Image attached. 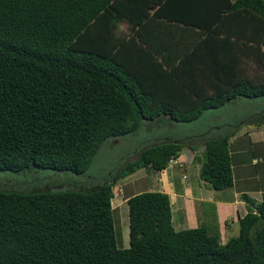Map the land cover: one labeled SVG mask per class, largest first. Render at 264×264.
I'll return each instance as SVG.
<instances>
[{
  "label": "trees",
  "instance_id": "obj_1",
  "mask_svg": "<svg viewBox=\"0 0 264 264\" xmlns=\"http://www.w3.org/2000/svg\"><path fill=\"white\" fill-rule=\"evenodd\" d=\"M261 96L264 0H0V264H264V199L243 193L238 233L221 242L209 224L176 229L168 193L136 192L125 247L111 204L121 178L162 170L193 139L200 176L230 186L239 125L175 128ZM158 124L171 134L92 182L105 142Z\"/></svg>",
  "mask_w": 264,
  "mask_h": 264
},
{
  "label": "crops",
  "instance_id": "obj_2",
  "mask_svg": "<svg viewBox=\"0 0 264 264\" xmlns=\"http://www.w3.org/2000/svg\"><path fill=\"white\" fill-rule=\"evenodd\" d=\"M206 128L209 127L199 132H204ZM214 129L222 131L223 127L216 125ZM241 129H237L229 138L233 182L228 187L213 188L200 176V166L205 159L201 140L193 143L191 141V145H184L173 164L169 163L158 171L147 170L154 173L152 177H145L146 172L142 170L146 169L139 168L122 178L125 181H119L115 185H123L127 180L132 182L142 177L147 178L150 188L168 193L171 219L176 229L209 224L211 228L219 230L220 241L225 242L231 235L233 236L235 230H239V225L238 229L234 230L236 220L238 222L248 210L247 202L241 195L246 193L256 202L264 199V157L257 145L264 141V124H250L246 130ZM210 131L212 132L211 129ZM114 187L112 208L122 209L123 212V205L128 196L124 197L121 193H117Z\"/></svg>",
  "mask_w": 264,
  "mask_h": 264
},
{
  "label": "rangeland",
  "instance_id": "obj_3",
  "mask_svg": "<svg viewBox=\"0 0 264 264\" xmlns=\"http://www.w3.org/2000/svg\"><path fill=\"white\" fill-rule=\"evenodd\" d=\"M226 107L227 109L225 107L206 109L202 113L201 117H199L198 119H194L190 122L180 123L182 124V126L176 127L175 128L177 129L176 132L177 133L186 132L189 130H191V132H194L195 130L199 132L201 129L205 127H209L212 124H220L222 121L228 123L227 127H229L231 124L232 125L237 124L239 125L238 126L239 128L237 129L242 128L241 130H246V128L249 127L250 124L256 125V121L258 120V118L260 119L262 117V112L264 110V96L258 98L241 97L238 98L237 100L227 103ZM169 124H171V121ZM149 127L150 125L147 124L145 128L148 129ZM170 131L171 130L169 129L166 130L163 126H160L158 124L152 130L153 133L151 134H146L144 130H140L136 134H132V135L129 134L125 136V138H123L122 140H120L121 139L120 137L119 139H111L108 142H105V144L101 146L97 151V153L94 155L91 165L87 170V172L93 176L92 182H96V181L101 182L103 178L106 175H108V173L113 168L122 164L128 159L134 158L136 155L133 152L138 143L142 142L143 140L145 142L146 141L149 142L152 139V137L155 138L158 135L167 136L171 134ZM193 141L196 142L195 139H193ZM257 145H258V149L261 150L262 155L264 157V141L257 143ZM252 152L253 149L251 153ZM202 154L205 155L204 152H202ZM173 162H175V160H173ZM169 163L173 164L171 161H169ZM142 171L146 172L144 175L145 177L146 176L152 177L154 174L144 169ZM36 172L37 171L30 170L29 174L35 176ZM41 172H40L41 177H39L38 181H44L46 183L43 184L44 186L52 185L53 183L50 182H52L53 179H55L56 177L54 176L55 174H53V171L46 170ZM72 176H78V175L75 174L70 175L71 179H74L78 182L79 178ZM61 178L64 179L65 177H61ZM3 179L4 178H2L1 180ZM119 181L123 182L125 181V179L121 178ZM40 184L41 183H38L37 187L41 186ZM58 185L54 184V186H58ZM61 185H64V183ZM149 185H150L149 180H147V178L142 177L137 181L131 182V180H127L123 185L120 186L114 185L115 186L114 189L117 193H121L122 196L126 197V196H130L132 193L137 191L152 189L149 187ZM227 190L228 188H226V191ZM127 210H128L127 203L123 205V212L122 209L113 210L116 241L118 246L121 247H125L129 245V227H128ZM238 225L239 223L236 220V227H234V230L238 229ZM237 232L238 231L235 230L233 235L237 234ZM228 234H231V232H228ZM221 237L223 238V236Z\"/></svg>",
  "mask_w": 264,
  "mask_h": 264
},
{
  "label": "built area",
  "instance_id": "obj_4",
  "mask_svg": "<svg viewBox=\"0 0 264 264\" xmlns=\"http://www.w3.org/2000/svg\"><path fill=\"white\" fill-rule=\"evenodd\" d=\"M173 160H175L174 158H171L170 161L173 162Z\"/></svg>",
  "mask_w": 264,
  "mask_h": 264
},
{
  "label": "clouds",
  "instance_id": "obj_5",
  "mask_svg": "<svg viewBox=\"0 0 264 264\" xmlns=\"http://www.w3.org/2000/svg\"><path fill=\"white\" fill-rule=\"evenodd\" d=\"M174 159H175V157H174Z\"/></svg>",
  "mask_w": 264,
  "mask_h": 264
}]
</instances>
